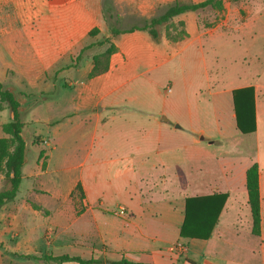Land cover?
<instances>
[{"label":"crops","instance_id":"1","mask_svg":"<svg viewBox=\"0 0 264 264\" xmlns=\"http://www.w3.org/2000/svg\"><path fill=\"white\" fill-rule=\"evenodd\" d=\"M121 1L116 0V9ZM130 1L143 20L161 15L172 2ZM1 4L14 8L18 17V27L0 42V54L8 61L21 52L19 46L26 37L21 25L29 20L44 28L40 35L44 38L38 37L40 41L34 49L36 56L45 58L48 69L19 71V82L24 80L30 88L53 91L56 82L50 78L44 85L43 70L69 71L65 66L70 56L98 39L88 32L100 27V19L84 0H0ZM186 28L189 37L174 42L164 32L154 42L146 31L123 30L114 41L116 51L105 73L84 80L91 64L81 74L70 71L69 76L78 74V80L76 93L66 107L55 118L27 119L45 124L44 135L37 134L44 149L39 150L34 166L28 169L25 151L19 191L14 200L0 208V219L3 210L7 213L4 225L0 224L3 247L7 223L19 218L24 230H28L29 215H38L28 200L49 212L47 225L60 227L62 232L70 230V223L63 224L62 220L71 219V193L79 184L83 207L76 212V232L86 247L92 243L91 248L100 249L98 254L102 256L94 251L86 256H70L94 258L100 264L121 258L151 264H186L184 257L193 261L190 264H264V85L256 76L253 81L229 88L214 87L206 55L213 62L215 50L221 46L215 42L223 35L191 32L190 24ZM256 35L248 32L246 38ZM160 74L164 78L160 79ZM166 86L170 87L168 93ZM245 87L254 90L255 131L241 134L235 126L232 91ZM180 96L184 98L182 103ZM18 102L21 119L22 104ZM228 133L236 144L241 139L236 133L251 139L254 154L233 153V146L224 155H212L211 147L221 145ZM214 159L220 161L215 169ZM252 163L258 165L262 226L256 240H240L236 225L242 207L248 211V215L242 214L246 228L251 229L245 171ZM186 167L188 172L182 173ZM181 178L185 179L181 181L182 190L175 188V181ZM3 179L0 175L4 183ZM212 194L227 197L210 237L181 239L185 199ZM114 206L123 207L126 216L103 209ZM176 242L185 243L187 251L176 255L172 247ZM241 249L249 250L251 262L237 255L244 252ZM58 255L61 254L53 256ZM1 259L0 256V264Z\"/></svg>","mask_w":264,"mask_h":264},{"label":"rangeland","instance_id":"2","mask_svg":"<svg viewBox=\"0 0 264 264\" xmlns=\"http://www.w3.org/2000/svg\"><path fill=\"white\" fill-rule=\"evenodd\" d=\"M198 1L201 0H172L167 7L173 3L189 4ZM84 2L90 8H93L95 15L100 19V27H94L98 29V32L93 35V37L97 35L98 39L92 43L90 47L84 49L79 56H77L78 53L70 56L69 63L65 66V70L69 69V71H63L64 69H58L55 72L43 70L44 74H42V76L46 81L44 85L48 83L47 81H49L50 78L54 79L56 82V87L53 91L48 93L39 88H30L26 85L24 80H22V82L18 80L19 71L24 68H47L44 63L45 58L43 56H36L34 49V44H38L40 41L38 37L44 38V36H40L44 34V28L42 26L36 27L33 22L29 23V20H27L25 26L21 25L22 34H25L26 37L19 46L21 49L20 54H17V56L13 58L9 57V61L6 56L0 54V81L5 88L10 89L15 94L16 99L22 104L23 113L21 121L24 123L23 137L26 141V169L34 166L35 157L39 150L44 149L43 145L39 143L42 142L41 137L44 135V130L46 128L45 124L31 123L28 122L27 119L33 116L41 120L50 119L51 117L55 118V116L66 107L69 103L67 102L70 100L69 98L76 93V89L74 90V86L78 80L76 76L86 71L89 64H91L92 68V57L100 54L109 46V43L101 42H104L109 36L111 22L115 24V28L118 30L142 27L145 23V20L133 10L135 6L130 0H122L117 4V9L116 0H84ZM108 14L112 15V20H110ZM179 16H176L169 21L167 25L159 28V31L165 34H175L177 41H181L188 36L186 24H190L192 27L190 30L191 32L203 34L212 31L214 34L223 35V37L220 38L221 40L215 42L217 47L220 46V44L221 46L218 47L220 48L218 49L219 51L215 50L213 62L210 61V56L206 55V64L207 67H209L214 87L229 88L241 82L253 81L256 76H259L260 84L264 85V0H220L218 6L215 8L188 12L184 16ZM17 22L18 17L16 15V10L10 6H3L1 4L0 42H4L13 33L14 28L18 27ZM100 30L102 31L100 32ZM248 32H253L257 35L253 38H246ZM34 34H37V36ZM62 61L68 60L67 58H63ZM72 70L79 73L70 77L69 74ZM88 73L83 77L84 80L91 79L88 78ZM162 78H164L163 75H161L160 79ZM139 91L140 90L137 92ZM204 92L202 95L203 98L206 96ZM188 99L191 100V97L188 96ZM178 100L182 103L184 98L180 96ZM46 102H48L47 105ZM205 110L207 109L205 108ZM9 117L10 113L8 110L4 109L1 111L0 125L8 121ZM211 122L210 120V123ZM229 132L232 134L234 129L231 127ZM238 134L239 133H236V136H240L241 138L238 140V144L235 143V138H231L228 133L227 136L223 137L221 145H213L211 147V154L224 155L227 151H231L233 146L235 148L233 153L242 151L243 154H254V149L250 146L252 140ZM1 135L0 129V136ZM219 162V160H213L212 166H214V169L218 167L217 165ZM181 172L187 173V167L182 169ZM216 178L217 177L214 176V179ZM185 179L187 181L188 177ZM185 179L181 178L175 181V188L180 189L182 187L181 181ZM3 180L4 183L0 181V190L6 188L8 183L5 179ZM71 200L73 207L71 219L69 220V218H66V222L62 220L63 224L70 223L71 227L70 230L64 232H62L60 227L46 224V221L50 219V214L47 210L42 209V207L36 205L34 202L26 200L33 210L39 213L37 216L29 215L27 219L29 224L28 230H24L19 218L9 223L6 222L8 224V231L4 233L5 246L3 247V245L0 244L1 264H43L32 258L25 259L22 257L24 255L40 257L44 254H79L81 256H86L89 255L91 251L98 254L100 249L93 250L91 248L92 243L86 247L87 243L78 238L76 227L78 225L77 220L79 216L76 215V212L83 206L76 195ZM22 201L23 200H21V203ZM120 208L123 207L114 206L105 207L103 209L104 211L112 212L114 215H117L116 210ZM240 211L241 215H239V221L236 225L238 238L243 240L244 237H250L252 240H256L255 236L251 235L250 231L246 228V220L243 216L246 212L248 215V211H246L245 207H242ZM6 218V210H3L0 219L1 226L4 225ZM247 224L250 226L249 220ZM177 243L178 242L172 246L176 255H181L183 252L187 251V249H185L186 244L182 242H179L183 244L182 250H177ZM242 250L243 249H241V251ZM243 251L244 252H239L237 255L251 262L249 250L247 251V249H244ZM254 251H257V248H255ZM185 259L187 261H185ZM183 261H185L186 264L193 262L188 257H184ZM47 264L55 263L49 262Z\"/></svg>","mask_w":264,"mask_h":264},{"label":"trees","instance_id":"3","mask_svg":"<svg viewBox=\"0 0 264 264\" xmlns=\"http://www.w3.org/2000/svg\"><path fill=\"white\" fill-rule=\"evenodd\" d=\"M220 0H201L195 3L181 4L173 3L159 16L145 20L142 27H133L128 31L143 30L146 31L154 42H158L161 37L159 28L167 25L176 16L188 12H197L218 6ZM110 20L112 15L108 14ZM98 32L97 28H92L89 36ZM123 30L115 28L113 22L110 23L109 36L101 43H109V46L98 55L92 57V68L88 73V78L98 76L108 70L109 59L112 53L116 51L114 44ZM170 41H177L175 35L165 34ZM91 44L84 46L77 56ZM232 105L235 116L236 129L241 134H248L255 131L254 117V90L252 87L235 89L232 91ZM19 102L15 94L3 86L0 82V112L4 109L10 113L9 120L0 125V175L8 182L9 186L0 190V208L8 201L15 199L19 186L22 181V167L25 161L26 141L23 137L24 123L20 119ZM245 188L247 193V205L251 217L250 233L254 236L260 235L261 215H260V195L258 186V165L252 163L245 171ZM83 197L81 186L77 184L71 197ZM227 194H212L208 196L188 197L184 202V216L179 229L181 239H200L206 240L210 237L211 231L217 222L218 215L224 205ZM25 259L42 260L44 262H53L62 264L65 262H74L77 264H100L101 261L94 258H81L70 256L68 254L53 256L44 254L42 256H22ZM109 264H151L143 262H133L121 258L117 261H110Z\"/></svg>","mask_w":264,"mask_h":264},{"label":"built area","instance_id":"4","mask_svg":"<svg viewBox=\"0 0 264 264\" xmlns=\"http://www.w3.org/2000/svg\"><path fill=\"white\" fill-rule=\"evenodd\" d=\"M165 91H166L167 93L170 92V87L166 86V87H165ZM117 214L120 215V216H126L125 209H124V208H120V209H118V210H117ZM182 248H183V244L178 242L177 245H176V249H177V250H182Z\"/></svg>","mask_w":264,"mask_h":264}]
</instances>
